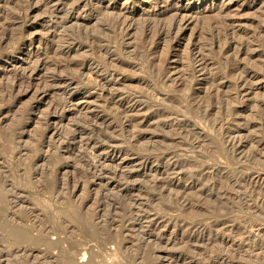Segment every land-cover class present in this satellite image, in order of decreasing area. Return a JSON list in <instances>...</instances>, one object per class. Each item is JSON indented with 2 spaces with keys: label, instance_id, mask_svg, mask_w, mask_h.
Instances as JSON below:
<instances>
[{
  "label": "rangeland",
  "instance_id": "rangeland-1",
  "mask_svg": "<svg viewBox=\"0 0 264 264\" xmlns=\"http://www.w3.org/2000/svg\"><path fill=\"white\" fill-rule=\"evenodd\" d=\"M127 1V14L137 17L175 6L183 37L176 48L163 42L143 66L131 32L114 58L135 71L120 72L102 67L88 33L103 27L104 7L123 9L126 0H69L66 10L76 2L80 10L65 22L52 13L61 1L0 0V264H264V76L212 93V83L238 75L214 78L215 52L205 56L207 69L200 61L208 18L229 10L237 28L258 23L264 32V0ZM19 11L20 23L13 18ZM255 42L257 59L234 48L229 66L263 72L256 63L264 37ZM166 48L173 54L168 85H154L141 74ZM191 69L193 96L214 94L209 114L183 100L182 73ZM224 114V137L244 143L233 157L220 131L209 128ZM217 205L220 212L211 213ZM43 229L49 233L40 242L34 237Z\"/></svg>",
  "mask_w": 264,
  "mask_h": 264
},
{
  "label": "bare ground",
  "instance_id": "bare-ground-1",
  "mask_svg": "<svg viewBox=\"0 0 264 264\" xmlns=\"http://www.w3.org/2000/svg\"><path fill=\"white\" fill-rule=\"evenodd\" d=\"M54 1L55 2L56 1L60 2L61 1L62 5H63L62 7H58L55 11H52V13L56 14L57 16H59L61 18L59 22H61V20H64L62 22H65L68 19H71V21L73 19H75V15L74 14L80 10V4L79 3H77V2L73 3V4L71 3L72 6H71V8L69 10H66L64 8V5H66L69 2V0H45V4H49L50 2H54ZM164 1H170V0H164ZM127 2L128 1L126 0V3ZM126 3H125V5H126ZM158 3H160V1H158ZM162 3H163V1H162ZM135 4H137V1H136ZM155 6H157V5H155ZM129 8H130V3L129 2L127 3L125 8H123V9H117L116 10V7H111V8L104 7L103 10H102V15H103V21H102L103 24L102 25H103V27H101L100 31L96 35H89V33H88L89 40L90 39H94L93 41H97L98 42V48H99L100 56H101L100 64L103 63L102 67H104V68L106 67L107 71H108V69H111L112 71H120V72L122 71V72H124L128 68L130 70L132 69L131 66H133L134 64H127V63H124L125 61L117 60L116 57L114 58V56L122 54V52L125 50V49L123 50L124 43L121 41L122 40L121 38L124 39V37H127V36L129 38V36H131V32H132V34L133 33L135 35L137 34V37L139 38L138 42H137L138 39L136 40V39L133 38L134 40H136L135 42L138 43V44L136 43L137 47L135 48V50H133V52H134V55H135L134 58L138 59V61H136V62L139 63V61H140V65H141V61L142 62L145 61L147 55L150 56V54L151 55L153 54V56H154V53H156V51L159 50L158 49L159 46L161 44H164L163 42L169 40V42H171V44L173 45V48H176V47H178L177 46L178 40L180 39V37H183V33H181L180 29H179V27L181 25L182 18H179L180 15H179L178 10H176L177 8L175 9V6L170 5V6L166 7L167 9H165L164 11L163 10L161 11V9H159V12H147L145 14L141 12L142 14L140 13L138 17L136 16L137 14L135 15V13H133V12L127 14V12H128L127 10ZM153 8H154V6H153ZM23 9H25V8H23ZM23 9H22V11H26V10H23ZM155 9H153V10H155ZM155 11H157V10H155ZM226 11L228 12L229 10H226ZM226 11H224V12H226ZM224 12L222 10L218 11V13L216 12V14L214 16H212L211 18H208V20L205 19V20H207V21H205L206 24H204V25H206V27L204 26L205 27L204 30H206V33H205V38L203 39V41L205 40V42H203V46L200 44L202 47H204V49H203L200 46V49L202 51L203 50L204 51L201 54L200 61L203 62L202 69H207L205 56L207 57V55L212 53L211 54L212 55L211 58H213V53L215 52L214 54H217L219 56L221 62H220V65L215 68V71L212 70L213 71L212 75L214 76V78L218 77V78H223L224 79V78H229V77L233 78V76L235 78V75H236V77L238 75V79L235 78L236 80L234 81V83H232L233 81L231 80L232 82L228 81V82L224 83L223 85H215V84L212 83L211 86L209 87V90L212 93L216 92L218 90L221 91V89H223V91H228V89H238V88H240V86L242 85L243 82L246 83L247 78H249L250 76H252L253 78H259L261 76L262 77L264 76V69H262L263 72H259L257 69H253V67H252V69L251 68H246V67L243 68L242 66H240L238 64H236L237 66H235V67L234 66H232V67L229 66L231 64L230 62L232 61V59H231V51L234 48H236V50H238L236 52L237 54H238V52H241L240 54H247L250 58L253 59L254 57H256V59H257L258 58L257 56L260 55L259 54L260 52L256 51V48L253 46L254 45L253 43H258V42H255V41H257L258 36L260 37V39H261L262 36L264 37V32L263 31L261 32L259 27H258L259 30L257 29L256 25L258 23L255 26L254 25L245 26L244 23H243V25H244L243 27L237 28V26H235L233 24L231 19L228 18L227 14H225ZM263 12H261V13H263ZM21 14L22 13L19 11V12L15 13V15L13 17L14 20L17 21L18 23H20L19 21L22 18ZM263 15H264V13L262 14V16ZM125 16H128L129 18H131L132 22L128 21L130 24L126 23L127 21H125V19H124ZM258 17H260V15H258ZM263 17L260 20V22L264 24V18ZM122 18L124 20H122ZM197 19H199V17ZM256 22H257V20H256ZM254 23H255V21H254ZM123 27H124L123 30H125V28H127V30L129 28H131V30H129V31L126 30V31L123 32L122 31ZM135 31H136V33H135ZM260 34H261V36H260ZM137 37H135V38H137ZM231 37L235 38L237 41L233 42V39ZM230 39H232L231 42H233V43H229ZM195 42L193 41L192 44L191 43L190 44L193 45V46H196ZM165 43H167V42H165ZM259 43L263 44V42H259ZM136 44H134V45H136ZM250 48L252 50L251 52H249ZM257 48H259V47L257 46ZM194 49H195V47H194ZM164 51L162 52L163 54H165L164 57L162 59H160V58L158 59L157 58V60L148 61L147 62L148 69H146L144 67L146 69L145 70L143 68L145 70L146 74L144 72H143L144 75L141 74V76H145L146 78H147L146 75H148V77H150V80L153 81L154 85L155 84H157V85H159V84H167L165 80H166L167 77L169 78V76H167V72L165 70V63H166L167 60H169V57L171 56L172 53H171V51L169 52L168 49H167V51H165L166 53H164ZM261 51H262V49H261ZM163 54H162V56H163ZM185 54L187 56L186 52H185ZM185 54H183V55L185 56ZM155 56H156V54H155ZM117 58H119V57H117ZM180 58H181V56H180ZM182 58L184 59L185 57L182 56ZM260 58H261V56H260ZM183 59H181V60H183ZM213 59H212V61H213ZM221 59H224V60L222 61ZM217 60L219 61V59H217ZM183 62H184V60H183ZM183 62H181V63H183ZM255 62H257V61H255ZM256 64H259L260 69H261V67L264 68V58H261L260 62L258 61ZM142 65H143V63H142ZM143 66H145V62H144ZM255 68H257V67H255ZM193 69H191L188 72L182 73V77H184V80H182L181 85L179 86L180 89L179 88L178 89L179 90L184 89L186 91L184 96H183L184 97L183 100H186L189 103V108H192L193 110H195V109L196 110H202V112H204V114H209V112L211 110H213L215 108V105H216L215 104L216 102L214 101V99H212L214 94H212L210 92L209 93L210 96L206 100H197L193 96V94H195V92L194 93L190 92V90H191L190 87H192L191 86V79H192L193 74L195 72ZM132 70H134V69H132ZM144 70H141V71H144ZM138 71H139L138 73L140 75V69H138ZM144 79L145 78L140 77L139 81L142 82ZM98 80L99 79L95 77L94 78V83H98V85H100L102 82L100 83V82H98ZM112 84H115V82H112ZM154 87H156V86H154ZM154 87H153V90H154ZM148 88H150V87H148ZM151 89H152V86H151ZM183 97H180V100ZM111 98H110V100H111ZM171 100H173V102H178L179 98L178 99L175 98V99H171ZM219 102L221 104H223V98H220ZM186 110L187 109H185V111H184L185 113H186ZM230 121H234V120L231 119ZM226 123L229 124V120H227L226 114H224L220 118H216L213 122H211L209 124L210 125L209 128L210 129L212 128V130L215 129L218 132L221 129L222 132H223ZM182 132L184 133L185 131H182ZM222 132L221 131L219 132V134H218L219 136L218 137L220 138V140H223V143L225 144V148H227L228 151L232 152L231 155L233 157V154L237 150H239L243 146L244 143L240 144L238 141H233V140H230V139H226V137H224L225 132H224V134ZM183 133L180 132V136H182V137H184V136L186 137L187 136V139H188V137H190L193 134H195L193 132V130L192 131H188V132L186 131L184 133L186 135H184V136H183ZM189 134H190V136H189ZM233 136H235V134ZM230 137H232V135ZM234 139H236V138H234ZM223 183H226V181H224ZM158 187L160 189H162V190H168L170 186L167 188V187L163 186V184L162 185L158 184ZM229 196L232 197L231 194ZM182 197L183 196L177 197V198L176 197L172 198L173 201H171V203L169 205H167V206L171 207V208L172 207H176L177 206L176 203L181 201ZM190 202H191V199H188V203H190ZM221 208H222L221 205H217V206L214 207V209H212L213 211L211 213L216 214L217 212H220ZM209 216H212V214H210ZM206 218H207V216L205 215L204 216V220ZM199 223H201V220L195 222L193 224L192 228L197 227ZM71 228H75V226L71 225ZM43 230L44 231L39 233V236L34 237L36 240H38V241L43 240L44 241V238H45L46 234L48 235V233H49V229H46V231H45V229H43ZM53 231L55 232V229H53ZM26 235L27 234L24 233V231H23L21 233V239H23V237L25 238ZM110 242H112V241L109 239L108 243H110ZM46 246H47L48 249H53L55 247H59L60 246V241L50 242V243L47 242Z\"/></svg>",
  "mask_w": 264,
  "mask_h": 264
}]
</instances>
